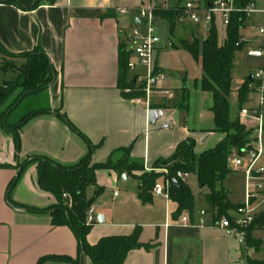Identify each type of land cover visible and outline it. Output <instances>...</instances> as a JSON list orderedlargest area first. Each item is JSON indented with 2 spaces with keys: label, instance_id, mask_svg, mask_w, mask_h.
I'll list each match as a JSON object with an SVG mask.
<instances>
[{
  "label": "crops",
  "instance_id": "obj_1",
  "mask_svg": "<svg viewBox=\"0 0 264 264\" xmlns=\"http://www.w3.org/2000/svg\"><path fill=\"white\" fill-rule=\"evenodd\" d=\"M172 1L150 0L149 4L173 8L184 3L183 0ZM120 2L121 0H54L50 3L42 0L38 6H35L36 0L0 2L2 46L12 54H29L31 59L38 60L37 63L48 60L52 73L47 70L45 78H54L46 88L22 99L10 115L9 120L17 122L32 111L48 110L31 119L22 128L19 152H16L14 135L0 126V264H37L41 257L50 254L73 258L80 254L72 229L67 225L52 224L50 208L58 201L53 195L40 189L37 164H28L18 184L11 191L8 190L10 182L18 175L19 160L39 156L71 166L87 153V142L58 113L66 115L95 146L92 157L94 163H104L111 156L120 159L124 155L123 149L130 148V162L148 169L158 158L171 153L179 142L188 137L196 139L199 152L215 147L224 138L223 134L212 131L214 121L209 111L212 104L207 107V99L205 113L201 117L212 121L211 124L200 127L199 130H190L187 116L191 110V93L186 86L173 89L163 85L162 90L154 95L155 101L151 102L150 107L124 95L120 86V54L129 52V61L134 60L130 37L136 27L143 29V22L136 7L125 8ZM256 2L264 5V0ZM143 6H146L144 1L140 8ZM122 9H130L131 12L122 14ZM256 19L260 23V16H254L249 23L255 25ZM160 20L164 24L161 29L157 27L162 38L157 57L159 70L166 76V72L174 69L173 62L180 58L184 62L182 70H196L193 78L196 91L201 89L197 83L203 75L201 62L196 61L179 45L176 46V40L188 29L193 30L192 26L202 28L191 22L180 25L175 21L171 24L158 16L157 25ZM245 29L247 28L244 27ZM193 33V38L202 40L200 34L195 31ZM22 67L18 69L19 72ZM129 74L133 77V73ZM15 78H6V74H2L0 85ZM170 80L166 76L165 81ZM184 89L187 90V99ZM233 90L237 101V90ZM45 91H48V106L37 108L30 105L22 116H14L26 99L38 97ZM247 120L251 122V118H241L248 130H254ZM105 172L110 175V185L116 184L118 177H130L125 173L118 175L114 171L98 170L97 183L100 187L104 186L102 179ZM134 180L137 182L134 208L139 211V216L141 212L144 213L140 219L145 218L146 226L152 231L146 239H142L141 233L140 240L146 244V248L131 250L124 264H229L227 241L219 233L231 234L211 226H197L200 211H210L202 200V190L196 181L194 184L190 179L186 182L196 196V208L194 217H191L193 224L183 226L171 221L179 218L174 217L177 204L171 198L167 200L164 197H154L151 203L144 205L138 198L139 182ZM229 199L232 203L230 195ZM11 201L22 207L12 206ZM242 202L232 204L238 206ZM27 207L43 211L34 212ZM93 207L97 220L87 235L90 245L97 244L103 237L127 236L136 227L141 228L138 225L141 221H124L125 217L128 218V213L123 217L116 212L108 215L103 211V205L97 201ZM100 215L104 216V223L98 221ZM252 240L251 245L256 248L258 243L264 244V232L254 231ZM81 260L83 264H93L82 253ZM44 264L70 263L48 261Z\"/></svg>",
  "mask_w": 264,
  "mask_h": 264
},
{
  "label": "trees",
  "instance_id": "obj_2",
  "mask_svg": "<svg viewBox=\"0 0 264 264\" xmlns=\"http://www.w3.org/2000/svg\"><path fill=\"white\" fill-rule=\"evenodd\" d=\"M50 3L54 0H48ZM213 1V0H208ZM2 3H14V0H0ZM42 0H36L35 6L40 5ZM255 0H237V6L246 8ZM156 16L174 23L176 12L173 8L158 10ZM247 16L244 13L232 16L230 24L224 28L225 37L222 42L219 38V22L214 20L208 36L202 40L193 38L192 42L181 40L178 47H182L189 52L193 58L201 62L203 75L199 85L204 92L212 95V105L209 111L213 115V132L224 135V138L213 148L199 152L197 141L194 137H188L179 142L171 153L158 158L153 169L144 172V168L130 162V148H124V155L117 160L111 156L104 163H94L93 153L95 146L87 140L67 118L66 115L57 114L66 124L77 132L88 145V151L76 164L66 166L48 158L34 156L35 161L20 165L18 175L12 179L8 190H12L19 182L25 167L30 163L37 164V182L45 192L53 195L61 206H53L52 224L54 226H69L78 241L79 255L73 258L68 255L50 254L41 257L37 264H44L48 261L67 262L70 264H83L82 255H87L93 264H124L128 253L133 249L146 248V244L140 240L141 228L136 227L131 235H120L103 237L97 244L90 245L87 235L91 231L95 222H87V212L93 206L96 198L103 192V188L98 186L97 171L109 170L118 175L126 174L138 180V198L144 205L153 201V189L160 178L178 179L184 190L174 187L172 183L170 197L177 204L175 218L187 212L191 217L195 215L196 196L190 186L177 177L178 172L188 173L195 177L198 187L202 190V200L206 203L210 212L226 214L230 209H235L229 199L230 191L224 186L226 178L234 173L229 168V161L234 154L241 153L250 145L252 139L246 125L242 123L240 114L235 117L231 113V95L233 93V72L237 53L242 51L246 43L241 41V29L245 27ZM239 43V45H237ZM0 54L10 57H27L29 54L16 55L8 52L0 43ZM129 52L120 54L122 77L120 78L121 89L135 85L133 77H130L128 68ZM42 63V64H41ZM40 64L33 62L29 66L22 67L17 72V78L6 81L0 85V126L14 135L16 152H19L21 141L20 132L22 128L34 117L46 113L48 110L32 111L25 114L19 121L11 122L10 115L14 108L26 96L36 93L46 88L54 78H45L47 70L51 67L48 60ZM237 106L241 111L249 101V94L253 92L252 83L246 77L243 84L237 89ZM127 98L143 96L142 92L131 95ZM184 96L187 99V90L184 89ZM12 102L7 106L9 99ZM6 105V106H5ZM143 171L141 175H135V171ZM95 187L93 197L87 196L88 187ZM66 195V198L63 196ZM65 200V202H64ZM65 203V204H64ZM12 206L22 207L18 203L11 201ZM30 211L41 212L36 208H29ZM250 238V244L252 243ZM248 264H264V261L251 260Z\"/></svg>",
  "mask_w": 264,
  "mask_h": 264
},
{
  "label": "built area",
  "instance_id": "obj_3",
  "mask_svg": "<svg viewBox=\"0 0 264 264\" xmlns=\"http://www.w3.org/2000/svg\"><path fill=\"white\" fill-rule=\"evenodd\" d=\"M209 3L211 7H209ZM164 9L169 8L148 4L136 9L143 22V29L136 27L130 37L134 60L129 61L128 68L133 73L135 85L127 91L142 92L143 96L133 98L137 103H145L148 107L151 106L152 97L162 90L166 79L165 74L159 70L157 65L162 38L157 28L156 12ZM174 10L176 12L175 21L178 24L184 25L191 22L207 32H210L214 20L221 22L226 27L235 14H246V23H249L254 16H260V23L255 27L257 34L255 36L245 34L241 39L246 43L244 49L249 56L263 59L262 66L254 72V82L252 83L253 89L260 96L259 104L256 108L250 109L251 116L246 112L240 114L242 119L251 117L256 121L255 129L258 131V136L241 153L234 154L229 161V168L235 173H241L245 178L244 200L226 214L201 210L197 219L199 227L211 226L235 235L247 250L251 245L250 238L254 231L264 232V144L262 141L264 134V5H259L255 0L248 7L240 8L237 6V0H186L183 4L175 6ZM130 12V9L121 10L122 14ZM246 23L245 27L248 24ZM252 28H254L253 24ZM243 30L244 28L241 29V32ZM166 93L168 94V92ZM177 177L183 182H187L190 174L178 172ZM171 187L170 179H165L162 183L158 181L153 189V196L170 200ZM64 196L66 197V195ZM208 216L210 223H208ZM96 220L95 208L92 206L87 212V222L91 224ZM171 221L183 226L193 224L189 213H184L177 220Z\"/></svg>",
  "mask_w": 264,
  "mask_h": 264
},
{
  "label": "rangeland",
  "instance_id": "obj_4",
  "mask_svg": "<svg viewBox=\"0 0 264 264\" xmlns=\"http://www.w3.org/2000/svg\"><path fill=\"white\" fill-rule=\"evenodd\" d=\"M143 1L146 2V5H148L150 0H121L120 3L125 8L136 7L135 9H137L138 7L140 8L141 2ZM185 1L186 0H183V2ZM258 1L260 2V0ZM172 2H175V0H173ZM135 14L136 12L134 13V15ZM254 23H255L254 28H251L252 23L250 24L248 23L246 27L247 29L243 30L241 34L245 35V34L251 33L252 36H255L257 34L255 27L259 24L258 19H256ZM163 24H164V21L160 20L158 22L157 27L161 29L163 28ZM191 28L193 30L188 29L185 33L182 34V36L178 40H176V44H177L176 46L181 44L180 43L181 40H188L189 42H192L193 36H195L193 33L194 31L200 34L202 36V39H204L203 37L208 36L209 34V32L204 31L203 29L196 28L195 26L194 27L192 26ZM224 28L225 27L223 26V24L219 22L220 42H222L225 37ZM25 58L26 59L17 60V59H13V57L0 55V76H2V74H6V78L8 77L15 78L16 73L17 71L19 72L18 69L20 67L29 66V64L36 62V61L38 62L37 59H34V60L31 59V55ZM41 62L42 61H39V64ZM182 63L184 62L180 61V58H179V61L173 62L174 69H172L171 72H166V76L168 78H171V80L164 81L163 85L165 88L180 89L183 86H186L189 89L191 93V110L187 116V120L189 123L188 127L192 131L199 130L200 127H207L212 122V121H208L209 119L207 120L206 118L204 119L201 117V115L205 113L204 111L205 100L206 99L208 100V103H206L207 104L206 106L207 107L210 106L212 104V95L208 92L204 93L201 89H198L196 91V83H195V80L193 79L195 78L196 70H188V72L185 70H182L181 69ZM262 64H263V59L253 58L249 56L246 49H243L242 51L238 52L236 56V61H235V69L233 72V77H234L233 89H235L236 91L243 84V81H245L244 79H246V77L249 76V74L256 72L257 69L260 66H262ZM130 87L131 86L123 88V91L128 95L133 94L132 92L127 91ZM47 92L48 91L41 92L38 97L34 96L32 98L26 99L24 104L20 106L19 111L16 112L14 116H18V114L22 116L24 113L28 111L27 109L30 108V105H34L37 108H43V107L48 106L47 105V100H48ZM256 92L257 91L253 89V92L249 94V101L244 105L241 111L238 110L237 101L235 98V92L232 93L231 113L233 117H235L238 114H243L241 112H244V113L246 112L249 116H251L250 109L256 108L260 100V96ZM12 100L13 98L9 99L6 105L8 106L10 104L9 102H11ZM154 101H155V97L153 96L152 102ZM263 112H264V108H263ZM247 122L250 125V127L254 129L252 130L250 134V138L254 140L258 136V131L257 129H255L257 126V123L253 119H251V122L250 120H247ZM262 141L264 144V134L262 137ZM117 158L118 157H114V160H117ZM33 161H35L33 156L27 157L22 161L19 160L17 167H20V165H25L26 163L33 162ZM263 161H264V155H263ZM152 167L148 169H145L144 167L143 171L148 172L151 169H153ZM143 171H140V170L135 171L134 174L141 175ZM189 179L190 181H194L192 184L196 183L195 177L190 176ZM109 180H110V175L108 172H105L104 178L102 179L104 183V186H102L103 192L100 194V196L96 198L95 201L103 205L104 207L103 211L108 215H111L112 213L116 212V213L121 214L123 217L124 215L126 216V213H128L127 214L128 218L125 217L124 219L125 222H126V219L129 223H132L133 221H137V220L141 221V222H138V221L137 222L140 223L138 225H140L141 227L142 239L148 238V236L151 234L152 229L146 226L147 222L145 218L140 219L141 217L144 216V213L141 212V215L139 216L137 213L139 211L136 210V208H134V202L136 199L135 193L137 190V182L131 176L129 178H124V175L122 177H118L117 182L114 185L113 184L110 185ZM159 181L162 183L163 178H160ZM224 186L230 191V197H231L233 204H238L239 202L243 201L244 191H245V178L241 173H231L226 178L224 182ZM94 194H95V188L92 186L88 187L87 196L91 198L94 196ZM63 197L66 198L65 196ZM55 206H61V204L57 202ZM231 214L234 215L233 213ZM137 222H134V223H137ZM219 234L220 236H224L226 238L227 247H228V258L230 261L229 264H248V262L251 260L264 261V244L259 245L258 243L257 248L253 245H250V247L246 250L245 245L240 243L238 238L235 235L233 234L225 235L222 232H220Z\"/></svg>",
  "mask_w": 264,
  "mask_h": 264
},
{
  "label": "water",
  "instance_id": "obj_5",
  "mask_svg": "<svg viewBox=\"0 0 264 264\" xmlns=\"http://www.w3.org/2000/svg\"><path fill=\"white\" fill-rule=\"evenodd\" d=\"M208 5H209V7H211L210 3ZM247 79L250 83H253L254 82V73L249 74ZM124 178H126V176H124ZM172 183H173L174 187H176L180 190H184L182 184L180 183V181L178 179H174ZM98 221L100 223H104V221H105L104 216H102V215L98 216Z\"/></svg>",
  "mask_w": 264,
  "mask_h": 264
}]
</instances>
